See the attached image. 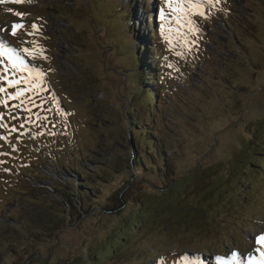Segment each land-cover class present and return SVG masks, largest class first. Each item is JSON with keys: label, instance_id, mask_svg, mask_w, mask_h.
<instances>
[{"label": "rangeland", "instance_id": "374dc122", "mask_svg": "<svg viewBox=\"0 0 264 264\" xmlns=\"http://www.w3.org/2000/svg\"><path fill=\"white\" fill-rule=\"evenodd\" d=\"M128 4L138 40L157 51L150 63L160 94L152 106L130 97L117 31ZM0 41L42 73L39 88L9 99L29 89L23 79L34 74L0 57V237L23 218L27 225L66 212L46 242L26 235L19 262L188 264L198 255L214 264L236 252L243 264L249 256L264 264V242H256L264 235V173L255 179L243 172L259 162L253 152L264 151L254 146L264 144V0H211L176 13L164 0H3ZM8 80L21 83L9 87ZM130 105L165 153L164 174H135L131 149L146 139L130 136ZM55 157L100 171L109 190L89 193L102 206L109 193L115 206L121 196V207H63L51 187L71 178L55 172ZM23 174L36 176L34 185Z\"/></svg>", "mask_w": 264, "mask_h": 264}, {"label": "trees", "instance_id": "16d2710c", "mask_svg": "<svg viewBox=\"0 0 264 264\" xmlns=\"http://www.w3.org/2000/svg\"><path fill=\"white\" fill-rule=\"evenodd\" d=\"M125 7H126L125 11H123L122 8L120 9V13H124V14L121 15V18L118 22L119 29L117 31L120 34L119 49L122 55V59L125 60V53L127 55L126 62L128 65L126 68L127 70H129L127 78L130 86L129 89H131L130 97H139L142 100H146L148 106H152L155 101L156 103H158L156 99L160 94V91L157 90L158 88L154 87V83L158 80V75H156V71H154L155 64L150 63L151 60L155 58L154 55H157L156 54L157 51H155V48L152 47L154 45H151L150 42L144 43L138 40V34L136 33L134 24L132 22V16H134L135 8L133 7V5L129 6V4ZM237 22L238 25H236V27H239L240 29V26L242 25L239 20ZM242 27L244 28V26ZM151 33L152 34L154 33L153 28L151 30ZM123 49L125 53L123 52ZM135 114H136V109L134 105H130L128 107V115L131 116L130 118L131 126L129 128L130 136L132 140L136 142L138 141L140 142L142 137H145L147 143V144L145 143V146L143 147H140L139 143L138 144L135 143V145L131 149V154H132L131 163L133 164L135 174H141V171H144L146 168L147 169L149 168L151 172H159V170L160 171L162 170L164 174L166 172L165 153L157 145L156 141L154 140V137H152L153 136L152 130L148 131L146 128L142 127L141 123L137 119L133 118ZM137 137L139 138V140H136ZM254 146L264 150V144L259 143L258 141L254 143ZM252 150H255V147H253ZM255 154H257L258 156L256 158H258L257 160L259 162L254 163L255 166L253 167L245 166L243 168V172L247 173L246 176H250L252 178L258 179L262 175V173H264V158L261 156L264 154V151L260 153L253 152V155ZM52 162L56 173L58 171H61L65 173V175H67L68 177L70 176L71 178L69 182L64 181L65 185L58 184L57 186L55 185L51 187L54 196L56 198H59V201L62 202L63 207H66L67 210L70 207L76 209V207L79 206V204L85 202L88 204V206H90V210L92 209L97 210L99 209L98 206H102L100 205L101 203L100 198L89 193V189L93 188L102 195L106 194L103 193L101 186H105L109 190V185H107V182L105 181V183L103 184L101 181L103 177L101 176L102 173L100 171L98 173L95 170H91L87 168L83 164L82 160L79 158L74 159L73 162L64 163L58 157H55L52 160ZM71 174H74L75 177H73ZM227 174H228L227 177L229 179V182L233 183L232 179L235 176L233 167L229 169V172ZM23 176L26 178V181H28V183H30L31 185H34L33 179H37L36 176L33 177V176H28L26 174H23ZM81 179L83 181L82 184H80ZM98 181H100L101 183H99ZM121 187L122 186L117 188L118 191L120 190L119 188ZM18 193H22V192L20 191ZM55 197L53 198L54 200ZM109 197L110 199L107 201V203L104 206L106 205L114 206L116 209L118 207H121V205L123 204V203L121 204V200L123 201V198L121 196L119 199L114 196V200L117 202L116 206L113 201V193H109ZM14 206H16L15 203ZM104 206H102V208ZM65 214L66 212L64 211V209H62L61 214L57 217L55 221H54L55 218L52 217V215H47V217L45 216L46 218H43L40 221H36L34 224H27V225H25V221H24L25 218L19 220L17 222L19 224V228H14L10 231L11 233L10 232L4 233V235L0 237V264H5L6 259L8 257L12 259L20 256L22 252L24 254L27 253L25 248L23 247V244L24 242L28 243V241L31 239L27 238L26 235L29 236L35 234V236H38V238L33 239V241H38L41 243L46 242L49 239L48 237L49 231L50 232L51 230L53 231V229L56 228L58 223L61 224L63 219L66 217ZM131 230L133 231V229ZM216 243H217L216 241H213V245ZM112 252L113 254H115L114 253L115 250H113ZM19 261L20 260L16 258L12 260L10 264H28L29 262V261L25 262V260L23 262H19Z\"/></svg>", "mask_w": 264, "mask_h": 264}, {"label": "snow or ice", "instance_id": "6c2138e0", "mask_svg": "<svg viewBox=\"0 0 264 264\" xmlns=\"http://www.w3.org/2000/svg\"><path fill=\"white\" fill-rule=\"evenodd\" d=\"M2 2L3 0H0V3ZM15 2L20 3L22 2V0H15ZM32 2L33 0H28V3L31 4ZM164 3L167 5L169 9L172 10L173 13H176V12H185L188 11L189 9H199L202 3H211V0H195V2H193V0H188L189 9H185L183 7L184 0H177V2L175 3V7H173L174 0H164ZM16 15L19 16L21 15V13H16ZM159 19L161 21H164V23L160 25V31L163 34L165 32V24H167L166 13L163 7L159 9ZM177 19L179 20V17H177ZM191 23L192 22L189 21V24ZM23 27L24 25L22 23L13 25L12 34L15 35L16 34L15 30L17 28H23ZM32 28L35 29L36 25L33 24ZM165 39H168V37L165 36ZM23 52L31 54L30 50L27 48L23 49ZM0 57H7L8 62L14 71H28L30 74H34V78L33 75H30L27 79L22 78L24 83L29 84V89H18L15 94V97L9 96V99H14L16 97L23 96L24 92L27 90H35L39 88L40 81L42 80V73L38 69L29 68L28 65L25 63V59L23 55H21L20 52H18L15 48L6 47L5 43L3 41H0ZM4 70L7 71L8 70L7 67ZM0 79H6V77H0ZM19 83H21V80H8L9 87H14ZM4 91L5 89L3 87H0V92H4ZM2 103L6 104L7 101H2ZM21 127H23V124H21ZM12 131H15V129L13 128ZM256 242L257 243L264 242V235L257 237ZM185 259L188 260L187 257ZM188 264H206V262L200 256L197 255L195 257H192L190 260H188ZM208 264H213V262L209 261ZM214 264H243V261L236 252H232L230 258L228 259H224L221 256H216L214 258ZM248 264H252L251 256H249Z\"/></svg>", "mask_w": 264, "mask_h": 264}, {"label": "bare ground", "instance_id": "6f19581e", "mask_svg": "<svg viewBox=\"0 0 264 264\" xmlns=\"http://www.w3.org/2000/svg\"><path fill=\"white\" fill-rule=\"evenodd\" d=\"M6 47L8 46L6 43H5Z\"/></svg>", "mask_w": 264, "mask_h": 264}]
</instances>
